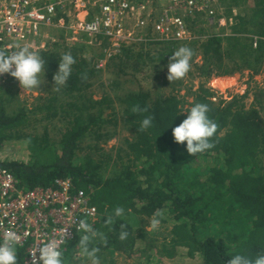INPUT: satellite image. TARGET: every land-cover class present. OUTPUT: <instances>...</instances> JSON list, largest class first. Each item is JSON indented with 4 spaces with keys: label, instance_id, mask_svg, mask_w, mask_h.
<instances>
[{
    "label": "trees",
    "instance_id": "1",
    "mask_svg": "<svg viewBox=\"0 0 264 264\" xmlns=\"http://www.w3.org/2000/svg\"><path fill=\"white\" fill-rule=\"evenodd\" d=\"M223 4L226 15H232L233 7L238 11L233 16L231 34L166 43L146 51L123 49L107 64L114 69L112 87L120 86V78L130 70L137 72L152 64L157 73L160 64L167 67L171 54L182 46L192 50L190 62L201 56V62L195 61L193 66L202 76L231 75L245 67L255 72L264 69V0H223ZM84 50L82 42L67 44L59 40L38 52L45 61V76L53 85L61 57L70 53L75 59L67 83L37 110H47L44 119L68 116L57 140L46 127L41 134L33 129L31 113L35 110L24 105L10 109L15 96L0 92V166L25 188L49 186L57 178L68 177L73 189L89 194L101 220L94 229L97 233L104 230L107 239L106 244L99 235L92 240L99 243H95L98 249L130 257L138 250L136 241L146 236L136 235L133 218L155 217L172 222L170 238L161 248L169 264H184L176 263L182 255L196 264H227L235 254L250 258L264 254V118L259 108H246L238 100L225 106L215 104L205 80L191 90L189 106H184L186 101L178 92L163 94L140 86L127 90L116 96L121 122L131 135L125 141L124 154L119 155L126 163L105 174L110 156L78 157L82 140L92 134L99 138L107 121L103 116L109 115L105 97L93 100L84 93L100 72L95 64L99 54L87 58ZM163 78L167 84L169 80ZM63 96L72 100L64 102ZM195 103L209 106L208 115L217 130L211 138L214 147L191 156L186 142H174L172 128L186 117L182 111ZM135 105L147 111L133 113ZM147 116L152 117V127L141 130L140 122ZM14 142L24 144L25 158L11 154ZM117 207L124 209L120 217L114 215ZM107 218L112 222L107 223ZM122 224L126 225L124 229ZM121 231L128 233L124 240L119 238ZM82 235L76 234L64 245V258ZM21 257L19 250L17 263Z\"/></svg>",
    "mask_w": 264,
    "mask_h": 264
},
{
    "label": "built area",
    "instance_id": "2",
    "mask_svg": "<svg viewBox=\"0 0 264 264\" xmlns=\"http://www.w3.org/2000/svg\"><path fill=\"white\" fill-rule=\"evenodd\" d=\"M225 7L223 0H0V52L11 55L27 46L38 53L59 40L74 44L86 38L98 50L95 64L101 69L126 48L204 40L195 33L206 28L229 35L238 11L233 7L226 15ZM12 78L0 75V85ZM81 220L94 229L99 213L70 178L25 188L0 166V242L9 230L21 237L17 264H31L30 252L49 239L62 240L63 250L76 234H85L78 228Z\"/></svg>",
    "mask_w": 264,
    "mask_h": 264
},
{
    "label": "rangeland",
    "instance_id": "3",
    "mask_svg": "<svg viewBox=\"0 0 264 264\" xmlns=\"http://www.w3.org/2000/svg\"><path fill=\"white\" fill-rule=\"evenodd\" d=\"M229 2V0H228ZM226 10V7H225ZM215 30L211 28H206L205 31H197L195 34L198 36L201 33L202 38L206 40L208 37L215 35ZM199 37V36H198ZM195 41H201L197 39ZM84 45V56L87 58L98 54L96 46L89 45V41L86 38L83 40ZM201 56H197L190 62L189 72L181 79L168 81L167 84H164V78L167 77V67L163 64H160V69L155 73L152 64H150L146 69H140L137 72L128 71L126 75H123L120 80L121 85L112 87L113 82V66L107 65L100 69V72L93 78L92 85L87 88L84 93L85 95L91 96L93 100H100L102 98L106 99L105 104L109 106L107 113L103 117L106 121L102 129L100 130L101 136L99 138L95 135H89L85 137L81 142V150L78 151V157H85L87 155H93L95 158L110 156L109 164L107 165V170L105 174L113 173V170L121 165V163H126L125 158H119V155L124 154L125 141L131 138L130 132L123 126L121 122V112L120 105L116 98L117 95L123 94L127 90H137L140 86L144 90L157 91L168 94L170 92H178L179 95H182L186 101L184 106H189L188 104L192 102L191 90L194 89L199 82L206 81L205 86L209 87L211 92V100L215 104H220L225 106L229 102L239 101L244 103L246 108L256 107L259 108L261 114L264 118V69H260L258 72L253 71L249 67L242 68L233 72L231 75L226 76H216L211 75L207 77L206 75H200L198 71L195 70L193 63L199 61ZM155 61L153 64H155ZM148 68L150 69L148 71ZM41 79L43 82L39 88L23 90L19 82L12 78L3 86L0 85V92L4 93L3 90L7 91L9 95L15 96L13 98L12 104H10V109H14L19 106H27L30 110H35L34 113H31L33 129L41 134L46 127L49 135L58 139L60 137V132L63 130L64 124L68 120L64 118L65 116H56L51 118H46L45 111H37L38 107L42 106L47 98L51 97L58 93L54 90V85L50 82L45 74H41ZM162 81V82H161ZM160 83V86H155ZM107 96V97H106ZM62 101L66 102L72 100L68 96H63ZM54 110H49L52 113ZM29 132V130H27ZM12 155L18 156L19 158H25L27 151L24 144L14 142L11 146ZM114 170V171H115ZM154 217H141L133 218V229L137 234L145 233V239L136 241V248L133 255L130 257L120 254L118 252L108 251L105 248L99 249L96 253V256L99 258L100 264H169V260L166 257H163L161 248L164 243L170 238V230L172 228V222L170 219L166 221H160L156 229H152L150 221ZM157 219V218H156ZM96 221V223H98ZM101 223V220L100 222ZM95 230V229H94ZM96 231V230H95ZM104 230L100 229L99 234H103ZM97 237V236H96ZM95 238V237H94ZM94 238L92 239L94 241ZM91 240V241H92ZM90 242V248H97V241L94 243ZM103 243H101L102 245ZM70 254L64 258V264H91V260L87 257H81L80 259H74V257L80 256L79 244L77 246L70 247ZM184 264H196L195 260L188 259L184 255L182 257L176 258V263Z\"/></svg>",
    "mask_w": 264,
    "mask_h": 264
},
{
    "label": "clouds",
    "instance_id": "4",
    "mask_svg": "<svg viewBox=\"0 0 264 264\" xmlns=\"http://www.w3.org/2000/svg\"><path fill=\"white\" fill-rule=\"evenodd\" d=\"M193 52L190 48L182 46L175 50L169 57L167 65V79L169 81L179 80L183 78L190 70V60ZM75 59L70 53L64 54L58 62V69L53 74L54 90L59 91L64 86L72 74V66ZM45 61L36 51H32L29 47H20L11 55L0 52V75L8 73L15 78L23 90L39 88L43 80L41 74H45ZM133 113L147 111L141 109L138 105L132 107ZM210 109L205 103H195L186 112V117L177 126L172 128L173 140L177 144H185L186 151L189 155L195 156L205 150L214 147L211 138L217 130L216 123L210 119L208 113ZM152 127V117L147 116L140 122V129L146 130ZM124 214L122 207L114 210V215L120 217ZM158 215V214H157ZM107 223H111V218H107ZM160 221L155 217L150 221L152 229H156ZM126 225H121L124 229ZM79 230L85 234L79 239L80 256L87 257L91 260V264H100L96 253L98 248H90V241L100 236L103 243H107L103 234L97 233L85 220H81L78 225ZM127 231H121L119 238L124 240L127 237ZM21 237L14 231H5L3 240L0 242V264H17V246L20 244ZM62 240L49 239L42 246L37 247L30 252L32 256L31 264H64L63 253L61 249ZM37 252L39 255H37ZM227 264H264V254L250 258L247 255L235 254L227 261Z\"/></svg>",
    "mask_w": 264,
    "mask_h": 264
}]
</instances>
